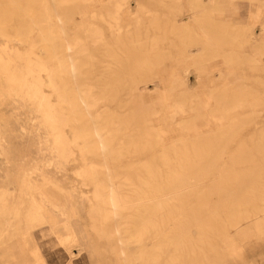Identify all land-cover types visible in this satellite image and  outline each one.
<instances>
[{
  "label": "bare ground",
  "instance_id": "obj_1",
  "mask_svg": "<svg viewBox=\"0 0 264 264\" xmlns=\"http://www.w3.org/2000/svg\"><path fill=\"white\" fill-rule=\"evenodd\" d=\"M231 1L187 0L183 19L176 18L181 7L167 5L170 15L159 24L155 10L143 5L128 10L129 0H107L93 14L85 10L93 0H0V38L25 46L11 59L0 56V68L12 62L5 76L9 90L34 103L44 121L52 145L42 166L58 168L77 154L82 167L76 174L91 186V229L98 238L115 241L107 251L121 264H209L211 257L235 256V238H243L245 228L264 234V134L252 139L257 144L240 145L229 161L223 160L232 134L256 121L254 114L236 116L245 108L256 110L260 97L223 83L214 90L216 96L201 99L178 78L160 97L164 113L160 106L144 107L139 92L144 78L157 79L154 85L162 82L156 61L169 54L158 49V56H151L157 42L165 43L167 51L177 40L183 74L193 69L196 77L206 75L202 62L215 50L223 49L222 59L234 66L235 59L240 61L235 54L249 45L258 55L254 64L264 67V22L223 20ZM247 1L258 3V19L264 3ZM74 15L80 17L77 23ZM16 60L22 62L18 70ZM186 114L190 117L177 122L182 134L166 144L165 130L156 128L152 118L163 115L168 124ZM197 120L214 122L218 133L197 131ZM116 165L123 174L118 179ZM38 177L33 184L27 170L5 174L15 187L0 188V244L16 239L22 248L31 228L49 222L48 205L61 218L64 240L77 241L69 222L75 211H65L48 197V192L57 195L61 203L59 198L70 194L51 178ZM49 223L55 231L57 223ZM130 244L136 247L128 250Z\"/></svg>",
  "mask_w": 264,
  "mask_h": 264
},
{
  "label": "rangeland",
  "instance_id": "obj_2",
  "mask_svg": "<svg viewBox=\"0 0 264 264\" xmlns=\"http://www.w3.org/2000/svg\"><path fill=\"white\" fill-rule=\"evenodd\" d=\"M93 1L92 7H85L86 13L90 10L93 11L92 14L95 13L99 5L107 0ZM258 1L264 3V0ZM186 2L187 0H129L128 10H135L137 5H143L150 11L155 10L158 19L157 23L163 24L167 16L170 15L166 8L167 5L175 8L181 7L182 10L176 18L183 19L187 14L185 11ZM257 5L258 3L252 2L251 4L247 0H232L230 2L231 12L222 16V18L229 23L259 24L264 22V4L258 19H255V15L258 12ZM7 7L2 3L1 8L7 9ZM141 16L145 20L146 15L140 14ZM73 20L77 23L80 20L79 15H74ZM126 22V19L123 20L122 26ZM44 23L45 21L40 24L43 25ZM67 27L70 28L68 25ZM256 33L258 32L256 31ZM155 35L156 37L154 38L158 41V33ZM151 38L153 37H149V39ZM174 42L167 51L165 43L157 42L153 47L155 52L151 51L150 53L151 56H158V49H163L162 53L169 55H161L159 56L161 58L159 62L156 61V64L159 63L156 71L160 75L158 78L161 79V83L154 85V82H152L153 78H144L139 84L143 106L155 109H159L160 106L161 112H163L164 107L161 104L160 97L167 89L169 90V88L174 86L170 82L178 78L186 81L187 91L191 95L199 96L201 99L203 96H212L214 90L221 88L223 83H226L227 87L230 88L243 87L256 95V97H260L258 104L260 106L255 107L256 110L245 108L239 111L240 114L236 117L243 119L244 117H253L252 114H254L256 121L252 124L247 123L232 134L223 149L225 153L223 160L229 161V156L233 155L240 145L257 144V141L252 139L264 134V67L259 68L252 61L258 55L249 47L251 45L243 47V50L241 49L240 52L235 54L239 56L240 61L235 59L233 62L234 66L225 63L222 59L223 49L210 52L202 62L206 75L196 77L193 69L187 70L184 74L182 73L184 65L180 64L176 59L179 46L176 43V39ZM24 49L25 46L20 42L14 40L6 41L0 38V50L4 51H0V56L3 60L11 59L14 55L12 52L23 53ZM193 49L194 47L189 48V50ZM35 52L39 54L37 49ZM15 63L20 65V67H15L17 70L21 68L22 62L16 60ZM10 64L0 68V188L12 191L15 186L12 184L11 178L5 180V174L10 177L12 174L19 172L22 175V171L26 170L30 173L33 184L38 183L39 173L54 180L65 192L70 194V197H65L64 199L60 197L59 201L61 203H58L55 197L57 195L52 196L48 192V197L56 206L61 204L65 211H75V215L69 219V222L77 235V241L68 243L64 240L63 231L59 228L61 218L51 205H48L46 207V216L49 218V222L55 221L57 223L55 231H51L50 223L47 221L30 229V235L22 248L18 246V240L16 239L4 241V243L0 244V264H121L118 256L107 251L108 246L115 244V241L98 238L97 234L91 229V221L87 214L90 208L87 198L91 194V186L83 184L76 174L82 167L77 154L74 159L67 160L65 164L60 165L58 168L42 166V163L50 158L51 140L47 136L44 121L37 112L36 105L21 99L20 96L22 95L18 90H16L17 92L9 90L5 76L13 70ZM238 64H241V66ZM218 73H220V76H218ZM41 79L42 81L44 80L43 76ZM41 90L45 96L50 94L44 85ZM170 95L174 97L173 91ZM216 95L217 93L214 94V96ZM50 99L51 103L55 102L53 97ZM167 103H170V100ZM210 105H213L212 101H210ZM200 111H205V108L200 109ZM187 117L190 116L186 114L175 116L171 120L168 118L170 122L167 124L166 117L158 115L152 118L151 122L156 128L165 130L163 137L165 143L169 144L176 141L182 134L177 122ZM233 117H235V114ZM202 121L197 120V124L194 126L197 131L207 133L217 128V125L212 121L205 124ZM64 133L67 137L70 136L67 129H64ZM217 133V131L212 132V134ZM249 150L253 153L259 152L256 147H250ZM254 157L255 160L262 159L258 155ZM115 167L116 178L118 179L123 174L119 173L121 172V167L117 165ZM115 181L117 182L116 179ZM184 193L187 194L186 192ZM196 193L201 192L196 191ZM240 193L242 191L237 192L238 195ZM235 240V256L224 259L219 257V259L214 260L211 257L209 264H264V234L259 235L245 228V236L239 239L235 238ZM145 245L146 247L150 246V241L145 240ZM135 247V245L130 244L127 249L133 250ZM17 248L19 250L22 249V251L20 252Z\"/></svg>",
  "mask_w": 264,
  "mask_h": 264
}]
</instances>
